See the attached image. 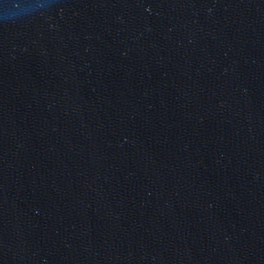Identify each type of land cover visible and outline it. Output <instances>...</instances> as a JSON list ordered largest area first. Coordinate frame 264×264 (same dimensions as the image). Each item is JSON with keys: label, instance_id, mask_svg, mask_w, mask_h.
Returning <instances> with one entry per match:
<instances>
[{"label": "water", "instance_id": "water-1", "mask_svg": "<svg viewBox=\"0 0 264 264\" xmlns=\"http://www.w3.org/2000/svg\"><path fill=\"white\" fill-rule=\"evenodd\" d=\"M0 264H264V0H0Z\"/></svg>", "mask_w": 264, "mask_h": 264}]
</instances>
